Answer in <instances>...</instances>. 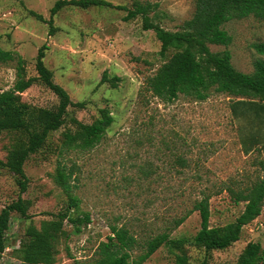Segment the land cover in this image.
Returning a JSON list of instances; mask_svg holds the SVG:
<instances>
[{
    "label": "rangeland",
    "instance_id": "rangeland-1",
    "mask_svg": "<svg viewBox=\"0 0 264 264\" xmlns=\"http://www.w3.org/2000/svg\"><path fill=\"white\" fill-rule=\"evenodd\" d=\"M56 0H0V48L13 53L14 59L0 61V91L12 87L16 79L17 57L25 60V75L36 76L35 57L40 46L47 45L44 62L53 79L66 89L73 102L82 107H68V119L51 133V146L29 156L24 163L28 187L20 195L30 201L28 217L11 212L7 231L8 245L0 264H21L16 249L30 223L39 226L42 219H53L69 203L68 195L55 181L57 160L75 164L71 182L79 199V213H90L89 225L75 233L68 223V237L57 243L53 264H88L97 244L105 240L112 223H126L139 236L160 231L168 219L190 209L201 191H218L235 179L241 186L262 176L261 151H242L236 124L225 93L212 92L205 100L179 95L164 102L144 88L145 79L156 72L170 56L160 54V42L153 30L142 28L141 17L126 20V10L133 3L149 2L155 8L154 21L176 30L192 16L195 0H105L113 6L81 8L68 5L53 17L56 27L30 14L39 13L46 20ZM223 28L232 36L227 46L236 69L251 72L256 59H264L258 49L263 44L264 23L252 15L231 19ZM212 51L226 48L210 45ZM103 73L107 80L101 82ZM115 83V86H113ZM23 101L37 107H54L56 95L41 81L21 93ZM107 108L113 122L100 142L90 149H71L60 158L57 145L64 131L75 129L69 116L84 124L100 116ZM13 135L0 134V160L5 161ZM177 156L186 160L176 161ZM196 176H200L199 179ZM19 195L15 176L0 165V210ZM210 224L224 225L243 210L244 202L235 204L223 189L211 196ZM74 214L73 209L70 212ZM200 228L198 211H193L171 237L189 240ZM258 242L264 248V207L260 215L245 225L241 237L223 250L206 252L186 243L187 264H235L245 245ZM142 264H176L167 247H160ZM264 264V263H263Z\"/></svg>",
    "mask_w": 264,
    "mask_h": 264
},
{
    "label": "trees",
    "instance_id": "trees-1",
    "mask_svg": "<svg viewBox=\"0 0 264 264\" xmlns=\"http://www.w3.org/2000/svg\"><path fill=\"white\" fill-rule=\"evenodd\" d=\"M68 5L81 8L113 6L105 0H56L47 20L33 10L29 12L38 20L46 22L49 35H52L56 28L53 24L54 15ZM116 8L126 10V20L140 16L142 28L153 30L159 40L160 54L165 56L171 52L156 72L145 79L144 88L147 91L164 102L173 101L181 94L205 100L212 92L225 93L242 151L247 154L255 149L264 150V59H256L251 72L236 69L231 62V51L227 48L232 42V36L223 28L231 19H242L250 15L264 23V0H195L192 16L184 20L176 30L164 28L154 21L155 13L150 16L149 12L155 5L149 2L136 1L131 8ZM210 45H223L226 48L212 51ZM47 48L43 44L37 51V75L34 77L25 75V60L17 57L16 79L12 87L0 91V134L9 132L13 135L6 160H0V165L14 174L19 187L18 197L0 210V257L8 245L7 231L11 223V212L28 217L30 201L20 195L28 187L25 161L31 154L51 146L50 135L66 123L68 107L84 105L83 102H73L66 89L54 81L52 70L44 62ZM258 49L263 53V44ZM13 59L11 51L0 48L1 62ZM35 80L41 81L56 95L57 103L54 107H37L22 100L21 93ZM106 80L107 75L103 73L101 82ZM69 120L75 129L62 133L60 144L56 146L60 158L71 149L85 150L98 144L113 122V116L107 108H102L100 116L90 124H84L73 116H69ZM176 161L182 165L186 163L182 156H177ZM75 168V164L67 166L62 159L57 160L55 181L70 201L67 208L57 213L55 218L42 219L39 226L33 223L27 226L15 250L21 264L55 263L59 252L57 243L61 238L68 237L64 225L68 223L72 231L78 233L82 225L90 222V213H79V199L73 194L77 185L70 179ZM223 189L235 204L244 202V207L233 221L212 226L209 200ZM263 203L264 177L250 179L243 186L231 179L218 191H201V197L194 201L190 209L168 219L160 231L148 236H139L126 223L116 221L110 224L109 233L105 240L97 244L93 259L88 264H142L163 246L174 255L176 264H187L186 243L202 247L207 253L228 248L240 239L243 227L260 215ZM72 209L74 214L70 213ZM193 211H198L200 216V228L194 236L190 240L183 236L171 237V233ZM263 263L264 248L258 242L249 241L235 264ZM201 264L208 262L204 259Z\"/></svg>",
    "mask_w": 264,
    "mask_h": 264
},
{
    "label": "crops",
    "instance_id": "crops-1",
    "mask_svg": "<svg viewBox=\"0 0 264 264\" xmlns=\"http://www.w3.org/2000/svg\"><path fill=\"white\" fill-rule=\"evenodd\" d=\"M252 152L253 151L247 153V155L250 154V153H252ZM259 157H260V159L258 160L259 164L260 165L261 164L264 165V150L261 151V155H259ZM262 165H261V170H262V176L261 177H264V167H262ZM262 207H264V203H263V206Z\"/></svg>",
    "mask_w": 264,
    "mask_h": 264
},
{
    "label": "built area",
    "instance_id": "built-area-1",
    "mask_svg": "<svg viewBox=\"0 0 264 264\" xmlns=\"http://www.w3.org/2000/svg\"><path fill=\"white\" fill-rule=\"evenodd\" d=\"M88 225H89V223H88Z\"/></svg>",
    "mask_w": 264,
    "mask_h": 264
}]
</instances>
